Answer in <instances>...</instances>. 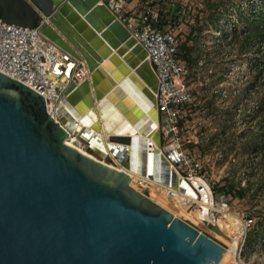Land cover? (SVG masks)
Masks as SVG:
<instances>
[{
    "label": "water",
    "instance_id": "95a60500",
    "mask_svg": "<svg viewBox=\"0 0 264 264\" xmlns=\"http://www.w3.org/2000/svg\"><path fill=\"white\" fill-rule=\"evenodd\" d=\"M0 19L38 28L70 58L54 114L0 71V264H236L234 241L132 179L194 195L172 169L179 155L149 143L162 145L149 118L157 77L109 0H0Z\"/></svg>",
    "mask_w": 264,
    "mask_h": 264
},
{
    "label": "rangeland",
    "instance_id": "374dc122",
    "mask_svg": "<svg viewBox=\"0 0 264 264\" xmlns=\"http://www.w3.org/2000/svg\"><path fill=\"white\" fill-rule=\"evenodd\" d=\"M148 2L155 4L158 11L174 4L182 6L178 55L186 60L191 47L195 60L187 62L192 70L189 83L197 99L185 123L162 141L161 148L168 154L180 144L196 156L204 165L209 182L216 189L229 190L232 211L255 219L248 230L252 239L245 241L242 250V230L237 231L241 220L237 214L231 216L229 223L234 229L230 233H236L231 239L236 244L238 264H264V228L258 236V221L264 214V154L258 149V102L264 94V76L258 78L262 60L257 41L245 43L264 0ZM79 143L89 151L88 145ZM192 208L189 210L196 216L197 209Z\"/></svg>",
    "mask_w": 264,
    "mask_h": 264
},
{
    "label": "built area",
    "instance_id": "2783aa9c",
    "mask_svg": "<svg viewBox=\"0 0 264 264\" xmlns=\"http://www.w3.org/2000/svg\"><path fill=\"white\" fill-rule=\"evenodd\" d=\"M109 6L113 15L129 29L132 37L147 52V60L157 77L154 97L159 114L161 138L165 141L173 133L178 132L180 123L190 115L191 106L197 99L189 83L191 67L178 55V31L184 10L179 6L177 17L172 22L169 20L164 28L155 4L147 2L139 10L138 16L137 13L126 12L122 0L116 3L109 1ZM69 62V55L44 36L38 28L0 19V71L43 95L49 111L53 114L61 97L56 91L53 75L57 69L64 74L62 69L67 67ZM75 76L83 81L90 78V71L84 66L75 72ZM175 146L180 156V163L175 169L179 177L188 181L194 196H188L181 189L173 188L168 189V197L171 201L182 200L193 207L197 204L196 199L202 200L203 218L219 222L223 230L229 233L234 229L230 226L229 219L237 214L241 220L237 231L242 230L239 241L243 250L248 230L253 226L255 219L233 212L229 195L225 190L216 189L215 185L209 182L202 162L183 150L180 144ZM196 179L202 183L196 184ZM137 182L148 188L147 180L139 179ZM231 235L230 238H235L236 233L233 231Z\"/></svg>",
    "mask_w": 264,
    "mask_h": 264
},
{
    "label": "bare ground",
    "instance_id": "6f19581e",
    "mask_svg": "<svg viewBox=\"0 0 264 264\" xmlns=\"http://www.w3.org/2000/svg\"><path fill=\"white\" fill-rule=\"evenodd\" d=\"M115 52H116V50H114ZM116 61L117 62H119V63H121L123 60L122 59H120V58H118V59H116ZM72 65H74L73 63H70V67L72 66ZM59 70L60 69H57V71L55 72V74L53 75V78H54V81L55 82H57L58 81V72H59ZM130 71V70H129ZM62 81H65V77L63 76V78L61 79V82ZM119 83H117V85H118ZM154 91V90H153ZM152 93H155V91L154 92H152ZM153 97H154V94H153ZM154 99H155V97H154ZM58 104V103H57ZM57 106V105H56ZM79 108H81V110H82V115H85V114H87V112L90 110V108H88L87 107V104H86V102L85 101H82L81 102V104H79ZM153 114L154 115H150L149 114V118H150V120L151 121H154V123L156 124V125H159V121L157 120V119H155V111L153 112ZM128 119V118H127ZM129 120V119H128ZM82 124V123H81ZM154 132L155 131H153V134H154ZM78 142H81V140L80 139H78V137L76 136V135H72ZM100 136L101 137H103V131L101 130L100 131ZM149 143L153 146V147H157L159 150H161L162 151V153H164L163 152V150H162V148L161 147H158L157 145H156V143H155V141L153 140V137H149ZM95 150V152L96 153H98V154H100L101 155V158H103V160H104V155L103 154H101L100 152H99V150L96 148V149H94ZM173 151L175 152V153H177V155H178V153L179 152H177V150L174 148L173 149ZM90 152V151H89ZM93 151H91V153H92ZM93 154V153H92ZM179 158H180V156H178ZM113 163H112V165H115V166H117V167H122L121 165H120V163L114 158L113 159ZM176 166L175 165H172V169L175 171V173L178 175V173H177V171H176ZM131 173V175H132V179H134L135 181H138L139 179H145V180H147L148 181V188L150 189V190H152L153 192H155L156 194H158V195H160L161 197H163L164 199H166V200H168L169 202H171L172 204H174V205H176L177 207H176V213L174 214L175 216H177L178 214H179V212H181L183 215H181V214H179V216H188V217H190V218H193V219H201V220H204V221H207L208 223H210L211 225H213L214 227H216V228H218L219 229V231L223 234V235H225L226 237H228L229 239H231L227 234H230V233H227V232H225L224 230H223V228H222V226L220 225V223L219 222H217V221H215V220H212V219H207V218H203V215H202V211H201V208H199V207H201V205H203L204 203H203V201L202 200H200V199H196V206H194L193 207V205H190V203H187V202H185V201H182V200H178V201H176V202H174V201H171V199L168 197V195H167V191H168V189H173L172 188V185L171 184H164V183H161L160 181H156V180H151V179H149L148 177H144V176H141L138 172H130ZM179 176V175H178ZM199 182H201L202 183V181L201 180H199V179H196L195 180V183L197 184V183H199ZM186 188L188 189V190H190L191 192H192V190H191V186L189 185V183H188V185H186ZM175 189V188H174ZM206 192L209 194V192L206 190ZM183 193H185L186 195H192V194H190V193H187V192H185V191H183ZM193 193V192H192ZM192 196H194V195H192ZM194 198H196V197H194ZM184 205H185V208H184ZM197 206H199V207H197ZM196 208L197 210H196V216L189 210L190 208ZM192 208V209H193ZM183 211V212H182ZM229 230H230V228H229ZM232 240V239H231ZM233 241V240H232ZM235 244V243H234ZM236 245V244H235ZM235 254H236V256H237V250H236V248H235ZM235 263L236 264H238L237 263V261H236V257H235Z\"/></svg>",
    "mask_w": 264,
    "mask_h": 264
},
{
    "label": "trees",
    "instance_id": "16d2710c",
    "mask_svg": "<svg viewBox=\"0 0 264 264\" xmlns=\"http://www.w3.org/2000/svg\"><path fill=\"white\" fill-rule=\"evenodd\" d=\"M178 8H179V6H174V7L169 6L168 10L161 9L159 11V15L164 20H166V18H168V17L176 18ZM256 19L251 22L253 25V29L246 34L245 43H249V42H253V41L254 42L257 41V43H258V52L260 55L259 58H260V61L262 60L258 64V68H259L258 78H259L260 76H262V77L264 76V48H262V46H264V7L261 9H258ZM188 49L189 50H187V55H186L185 61L186 62L188 61L191 64L195 60L193 59V55L191 54V47H188ZM178 52H179V49H178ZM261 53L263 56H261ZM258 112L261 115V119L259 121L260 126H259V130H258L259 131V133H258V138H259L258 149L262 150L263 154H264V94L260 97V101L258 102ZM184 123H185V121H182L180 123V126H182ZM232 189H234V188H232ZM220 190H225L227 192V194L229 192V190L227 191L224 188H221ZM258 223L260 224V225L258 224V236H259L260 230H262V228H264V214H263L262 220L258 221ZM252 236L253 235H252L251 231H249L247 234L246 240H248L250 242L252 239Z\"/></svg>",
    "mask_w": 264,
    "mask_h": 264
},
{
    "label": "crops",
    "instance_id": "0c3cea01",
    "mask_svg": "<svg viewBox=\"0 0 264 264\" xmlns=\"http://www.w3.org/2000/svg\"><path fill=\"white\" fill-rule=\"evenodd\" d=\"M109 1L116 3L118 0H109ZM147 2L148 0H122L124 10L132 14L137 13ZM161 20L164 25L163 27L166 28V24L168 23L169 19L166 18V20H164L161 18ZM63 76L65 77V75L61 73V70H59L58 81L57 82L54 81L55 85L57 86V89L58 88L61 89L64 85V81L61 82Z\"/></svg>",
    "mask_w": 264,
    "mask_h": 264
},
{
    "label": "flooded vegetation",
    "instance_id": "af4514ba",
    "mask_svg": "<svg viewBox=\"0 0 264 264\" xmlns=\"http://www.w3.org/2000/svg\"><path fill=\"white\" fill-rule=\"evenodd\" d=\"M180 27H181V25H180ZM180 27H179V29H180ZM180 31H178V33H179ZM180 34V33H179ZM179 38V37H178Z\"/></svg>",
    "mask_w": 264,
    "mask_h": 264
}]
</instances>
